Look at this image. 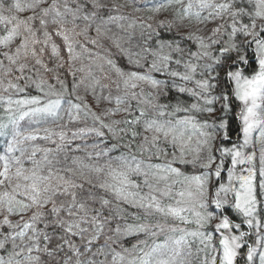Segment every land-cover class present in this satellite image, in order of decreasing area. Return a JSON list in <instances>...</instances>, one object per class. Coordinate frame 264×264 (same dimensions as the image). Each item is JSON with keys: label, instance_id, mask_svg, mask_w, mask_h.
Here are the masks:
<instances>
[{"label": "snow or ice", "instance_id": "6c2138e0", "mask_svg": "<svg viewBox=\"0 0 264 264\" xmlns=\"http://www.w3.org/2000/svg\"><path fill=\"white\" fill-rule=\"evenodd\" d=\"M44 3L14 0L6 8L0 0L5 33L0 49H6L0 51V89L17 94L35 90L17 99L0 94L7 117L0 120V135H11L0 154V264H191L190 240L196 239L203 246L195 250L199 264H238L251 233L235 235L231 230L242 224L255 229L257 244L264 247V0H131L133 12L171 14L155 26L139 17L129 20L122 14L128 5L115 0H72L75 7L69 0H52L42 7ZM13 10L33 15L20 19ZM37 20L39 28L34 26ZM49 46L50 58L60 61L56 69L69 65L71 80L54 76L59 90L27 62L31 57L45 73L52 72L42 59ZM85 54L89 63L77 68ZM14 71L19 73L17 82L8 79L5 84ZM81 87L97 103L113 106L97 113L86 96L77 94ZM65 113L68 122L79 121L83 113L92 126L77 129L71 138L65 125H59V132L48 127L20 130L26 118L57 124ZM120 113L125 115L115 119ZM237 115L240 123L234 128ZM257 129L258 157L252 139ZM86 134L99 140L90 145L93 151L79 144L69 148L72 140ZM38 138L56 147L33 143L26 156L23 143ZM109 138L115 142L109 145ZM114 150L119 155H111ZM69 151H84L85 156H72L69 164ZM61 152L63 162L58 159ZM37 153H42L40 159ZM153 158L163 162L154 163ZM26 160L31 167H25ZM226 160L231 164L227 184L217 179ZM243 164L249 165L246 174H237L236 166ZM189 167L194 169L191 174ZM175 185H180L176 191ZM125 205L136 211L129 213ZM228 208L243 218L241 223L231 220ZM26 213H31L27 219ZM13 215L19 217L15 222ZM217 215L220 222L213 231L219 233V248L213 233L202 230ZM169 219L196 228H182ZM166 232L180 235L149 244V237ZM128 236L137 238L131 248L121 243ZM256 253L257 247L248 246L244 264H253ZM259 264H264V251Z\"/></svg>", "mask_w": 264, "mask_h": 264}, {"label": "trees", "instance_id": "16d2710c", "mask_svg": "<svg viewBox=\"0 0 264 264\" xmlns=\"http://www.w3.org/2000/svg\"><path fill=\"white\" fill-rule=\"evenodd\" d=\"M3 2H4L5 7L7 8L12 3H14V0H3ZM22 2H23V0H22ZM108 2L111 3V0H108ZM115 2L116 3H119V4H126V5H128L127 7H125V8L122 9V14L125 15V16H128L129 17V20L134 19L136 17H139L140 20H144L147 23H152L155 26L156 21H148V19H146V17L139 16L135 12H133L132 7H131V0H115ZM51 3H52V0H45V3L42 5V7H47ZM60 3L62 4L63 3V0H60ZM69 5L71 7H75V4L72 3V0H69ZM38 11H39V9H37V12ZM7 14L8 13L5 12V15H7ZM13 14L17 15L20 19H26L28 16L33 15V13L31 11L15 12L14 10H13ZM163 19H165V18H163ZM167 19H171V18L167 17ZM125 23H127V22H125ZM34 26L37 27V28H39L38 20L34 22ZM82 26L83 25L81 24V27ZM111 27H113V31H117L116 28H115V26H111ZM49 31L50 32L53 31V26H51V25L49 26ZM136 31H137V34H138L139 33V21L137 22V29H136ZM3 34H5L4 33V30H3V26L0 25V35H3ZM91 34L94 35V32L91 33ZM164 35L166 37H169V38L171 36V34H169V33H165ZM38 36H39L40 39H43L42 34H38ZM79 39H80V41L82 43H86V41H85V39H84L83 36L79 37ZM53 41L56 42L57 44H60V42H61L60 38L56 37L55 35H53ZM17 43H19V41H17ZM133 43H135V41H133ZM86 46L88 48L92 49L93 52L98 51V49L93 48V46L91 44H86ZM108 46H109L108 43L105 42V47H108ZM14 48H15V45H13V50H14ZM5 50L6 49H0V51H5ZM193 50H195V48H193ZM99 51L102 52V50H99ZM112 51L114 53L116 52V50L114 48L112 49ZM50 57H51V49H50V46H49L45 50V52H44V54L42 56V59L48 65L49 68L53 69L52 72L45 73L43 71V69L39 65H35V61L31 57L28 58V61L27 62L29 63L30 68L32 66H35V68L40 69L41 74L44 75V77L46 79H48L50 83L56 84V81L54 79V76L56 74H59L60 77H61V79H64L65 77H67L68 80H71L70 74L66 71L67 68L69 67V65L67 63H65L63 68L56 69L55 68V64L59 63L60 61L55 60V59H52ZM115 58L119 59V62L121 64H125L126 63V59L119 57L118 54H117V56ZM66 59H67V57H65V60ZM5 63H7V62L5 61ZM81 63H83V64H88L89 63L88 59L86 58V54H85V58L82 61H77L76 62V67L78 68ZM25 74L32 76L33 79H36L37 78L34 71H27L26 70V73ZM18 75H19V73L14 71L12 75H10V76H8V77L5 78V84L7 83V80L8 79H12L13 82L16 83L17 81L14 79V77L15 76H18ZM80 75H82V74L81 73H77V76H80ZM104 82L105 83H109V81H104ZM25 83L26 82L24 80L19 81V84L21 86H24ZM56 87H57V90H59V85L58 84H56ZM145 88L147 89V87H145ZM113 90H114V85H113ZM29 91L32 92V94H35L34 88H31V87L29 89H26V92L25 93H20V94L15 93L14 90H8L7 92H4L3 89H0V94H3V95H9V94H11V95H13V98H14V97H21L23 95H26V94H28ZM77 94L78 95H82V96H86L87 102L92 106V109L94 111H96L97 113H100L102 111V109H104L105 107H111V106H113V105L108 104L107 101H101V102L97 103V101L91 95V93L90 92H85V90H84L83 87H81V89L79 90V92ZM240 106L241 105L239 104V102H237V106H236L235 111L238 112ZM64 107H66V105ZM124 115H125L124 113H120V114H117L114 118L115 119H120ZM0 120H3L5 122L7 120V117H6L5 113H4L3 107H0ZM239 123H240V117L237 115V116H235V118L233 120V127L235 128L236 125L239 124ZM59 125H65L64 131H66L68 133L69 138H71L72 133L75 132V131H77V129L91 127L92 126V120H91L90 117L89 118H84L83 117V113H81V119L79 121L68 122L67 117H65L64 120L57 122V124H53L51 122H43V121L41 123H39V124H35V123L30 122L26 118L25 121H21L20 122V130L22 132L27 133L28 131H31L33 128L43 129L45 127H48V128H53L56 132H59L61 130V128L59 127ZM122 126L123 125H121V127ZM138 130H140V129H138ZM6 131L10 133L11 132V127H9V129H7ZM43 134H44L43 132L40 133L41 136ZM106 135H109V137H110V134H106ZM241 137H242V134H241ZM241 137H240V141H241ZM232 139H233V141L236 140L235 134H233ZM10 140H11V135L10 134L9 135H0V154H3L4 153V149L6 147V144ZM53 140H55L57 143H59L58 137L54 136L53 137ZM113 142H115V141L111 140L110 138L108 139V144L109 145L111 143H113ZM138 142H139V139L137 140V143ZM33 143L38 144L41 147H50V148H55L56 147V144L55 143L47 142V141L41 140L39 138L36 141H34V142L33 141H25L23 143L22 147L28 149V151L25 154L26 156L28 154H30V152H31V146H32ZM94 143H99L98 138H96L92 134H86L83 137H77L76 139L72 140V143H71V145H69V148L70 149H75L76 145L79 144V145H81L82 148L85 147V146H88V151H93V149L90 147V145H92ZM101 147H104V145H101ZM16 155H19V152H17ZM41 155H42V153H37V157L36 158L37 159H40L41 158ZM111 155H119V152L114 150L111 153ZM68 156H69L68 163L70 164V158L72 156L84 157L85 156V153H84V151H69L68 152ZM63 157H64V153L61 152L59 154V156H58V159H60L63 162ZM161 160H162V158H153V161L152 162L159 163V162H161ZM100 162L103 163V159H101ZM25 167H31L30 162L27 161V160L25 161ZM228 167H230V160H226L225 161V168L222 171V177L221 178H217V179H220L221 181L223 180V178H224L223 177L224 176V172L227 171V168ZM187 172L188 173H193L194 172V169L192 167H189L187 169ZM175 188H176V185H175ZM3 190L4 189L0 188V191H3ZM145 191H147V189H145ZM174 191H176V189H174ZM125 207H127L129 213L136 211V209H134L131 206L125 205ZM211 210L215 211L213 207H212ZM227 214L230 215V218H231V220L234 223H241V221L243 219L238 213H235V211L233 209H231V208H228L227 209ZM30 215H31V213H26V214H24V218L27 219L28 216H30ZM2 218H3V216L0 215V219H2ZM10 219H12L15 222L16 220L19 219V217L13 215V216L10 217ZM129 222H131V219L129 220ZM168 222L172 223V220L169 219ZM115 223H116V221H114L110 225V227H114L115 226ZM40 227H42V225H40ZM240 230L241 231H244V232H250L251 233L249 236L246 237L248 241L250 240V242L244 244V247H243V250H242V253H241V257L238 260V264H244V260L246 259L247 248H248V246H251V244L254 243V239H253V236H252L253 231H251V229H249L246 224H242ZM105 232H106L107 235H111L112 234V233L108 232L107 228L105 229ZM144 238L145 237L143 235H140L139 236V239H144ZM148 241H149V244H152L155 241V238L149 237L148 238ZM136 242H137V238L134 237V236L124 237L122 239V241H121V243H123L124 247H126V248H131V245L134 244V243H136ZM98 243L99 244H103L104 243V238L102 237L101 240ZM113 247H116L117 251L120 250L119 246H117V245H113ZM101 259H102V257H101ZM109 259H110V257H109ZM253 264H256L255 261H253Z\"/></svg>", "mask_w": 264, "mask_h": 264}, {"label": "rangeland", "instance_id": "374dc122", "mask_svg": "<svg viewBox=\"0 0 264 264\" xmlns=\"http://www.w3.org/2000/svg\"><path fill=\"white\" fill-rule=\"evenodd\" d=\"M185 2H187V0H185ZM136 13V12H135ZM137 15L139 16H144L146 17V19H148L149 16H152L153 19L152 20H149L148 21H157V20H161L163 18H172L171 14L169 12H162V13H151V12H139V13H136ZM209 27H212V25H209ZM189 87H193L194 85L192 84H189L188 85ZM145 87H147V85H145ZM17 98H20V97H14V99H17ZM67 107V105H66ZM65 107V108H66ZM65 117H67V114L65 113ZM258 136H259V130L257 129L254 133H253V141L254 143H256L257 145V157L259 155V152H258V148H259V144H258ZM240 143H243V137H241V141ZM245 152H249L251 151V148L249 149H244ZM168 159H171V154H169L168 156ZM161 162H163V160H161ZM159 162V163H161ZM257 164H258V160H257ZM230 167H231V164H230ZM249 167L248 164H243V165H237L236 166V169H235V172L237 174H239L241 171H244L245 174H246V169ZM191 174V173H189ZM223 180L221 182L227 184L228 183V180H227V171L224 172V176H223ZM161 186H163L161 184ZM236 186L238 187V182L236 184ZM180 187V185H176V188L174 186V189L178 190ZM230 196L232 195L231 193L229 194ZM178 198V197H177ZM215 210V212L218 214L219 213V209H215L214 205L212 206ZM220 222V217L219 215H217V218L214 219L209 225H207L204 229H202L203 231H206V232H212L213 233V244L219 248V233L218 232H214L213 231V226L217 223ZM170 223V222H168ZM172 223L178 225L179 227H186L188 228L189 230H194L196 228V225L194 224H181L179 221H172ZM232 234H235V235H239L241 230L240 229H232ZM251 231H253L252 233V236H253V239H254V243L251 244L252 247H257V253H256V256L254 257V261L256 264H259V253L260 251H264V247H259L258 244H257V241L259 239L258 237V234L256 233L255 229H251ZM225 234H228V232L226 231ZM262 234H264V230H262ZM180 235V233H170V232H166V233H161L158 237H155V241L153 243H163L166 239H168V236H176L178 237ZM250 240L248 241L247 238L245 237V240H244V244L246 243H249ZM152 243V244H153ZM190 243H191V249H192V252L194 253L193 256L189 257V260L191 261V264H199V258L195 255V250L197 249V247H203L202 245L199 244V240L196 239V240H190ZM242 250L243 248L240 250L241 253H242ZM187 253V248H185V254ZM212 253H209V255H211ZM203 256V253L200 254V257Z\"/></svg>", "mask_w": 264, "mask_h": 264}]
</instances>
